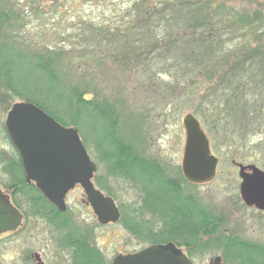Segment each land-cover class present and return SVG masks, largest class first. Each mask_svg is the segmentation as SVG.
Wrapping results in <instances>:
<instances>
[{
  "label": "rangeland",
  "instance_id": "374dc122",
  "mask_svg": "<svg viewBox=\"0 0 264 264\" xmlns=\"http://www.w3.org/2000/svg\"><path fill=\"white\" fill-rule=\"evenodd\" d=\"M155 1L151 0V6ZM225 1L240 14L252 18L255 14L261 18L264 16V0ZM2 2V5L10 2V6L15 9L17 15L8 12L12 20L22 19V24L13 32L18 41L16 51L39 55L53 53L52 57L57 58L52 59L55 74L62 87L67 89L66 93L77 86L87 91L84 97L88 102V117L80 119V131L73 126L68 128L77 131L89 158L96 166L95 181L99 183L103 195L112 198L120 208L122 219L105 228L93 229L96 225L94 215L85 203L82 189L76 187L66 197L64 214L76 227H71V231L89 233L98 247L107 250L109 257L116 251H132L139 245H144L141 234L138 237L136 232L148 230L181 233L185 229L212 233L200 238L201 246L219 248L216 249V254L221 253L225 264H244L243 257L240 256L234 257V263L229 261L226 250H222L220 245L226 240H237L250 248H264V212L247 207L242 202L237 167V164L254 165L264 171V95L263 91L259 95L260 90L253 92L258 78L249 77L253 76L252 73L243 76L252 92L245 90L235 96L237 108L241 110L243 106L237 101V97L240 96L241 101L244 94L242 99L248 101L243 108L247 116L237 122L233 114L228 116L223 109L220 101H223L222 94L211 89L223 90L218 80L223 78L226 70L221 66L214 68L215 75L195 72L176 81L174 71L164 62L166 59H139L138 56L132 57L129 54L132 51L128 53V57H124L127 46L123 44L125 23L129 27L133 26L129 20L130 15L137 10L135 5L143 4L145 0ZM155 26L157 25L152 26V33L161 37L164 32L159 34L158 27L155 29ZM116 30L122 34L118 36ZM254 32L256 36L243 30L225 37L221 42L224 51H232L235 57L230 63L232 72L234 63H252L257 59L245 58L251 57L253 51L263 52V28L261 30L260 26L255 27ZM168 34L166 31L164 38ZM136 35L126 34L131 45L135 43L134 40H138L135 39ZM247 44L248 47L244 50ZM10 61L15 70L16 89L23 92L34 86L37 91H43L58 116L65 106L59 104V98L65 96V93L57 82L44 79L38 74L29 63L31 60ZM253 70H256V66H253ZM210 76L212 79L208 78ZM232 76L237 78L240 74L233 72ZM210 89L216 93V98L206 97L211 95ZM194 93L197 97L193 96ZM17 102L22 101L7 89H0V188L12 183V176L4 169L9 164L8 161H11L9 158L15 159V156L10 148L4 122L7 112ZM97 105L98 108L101 107L99 110L106 106L112 112L111 123L115 137L107 132L108 128L104 129L97 116L92 118ZM187 115L198 120L209 140L213 138L210 141L211 153L219 161L216 176L204 184L187 182L181 171L185 144L182 121ZM57 124L65 127L59 122ZM114 139L129 149L132 158L154 162L162 168L163 178L169 181L164 192V195H168L166 209L163 211L166 214H160V218L163 217L165 221L162 222L156 214L149 216L151 208L145 205L147 191L142 187L151 186L147 176L142 177L144 185H141L140 175L136 178L118 176L111 173L108 165L102 161L101 156L111 158L114 154ZM14 161L10 162L11 167H14ZM129 173L140 174L134 169L129 170ZM164 179H161L162 183ZM170 193L177 202L170 201ZM178 202L183 206H178ZM163 203H157L160 210ZM196 214L199 219L207 215V223H190L195 220ZM178 239L172 237L174 241H180ZM213 257L215 256L209 255L207 258ZM219 263L222 264V261Z\"/></svg>",
  "mask_w": 264,
  "mask_h": 264
},
{
  "label": "trees",
  "instance_id": "16d2710c",
  "mask_svg": "<svg viewBox=\"0 0 264 264\" xmlns=\"http://www.w3.org/2000/svg\"><path fill=\"white\" fill-rule=\"evenodd\" d=\"M2 1L0 0V89H7L15 98L40 108L44 113L53 117L56 122L63 124L65 127L73 126L80 131V119L89 115V111L86 108L88 102L84 97L87 91L82 86L83 89L77 86L72 87L69 89V93H66L68 92L67 89L62 87L61 82L55 74L56 70L52 59L57 58L52 57L53 53L48 52L47 55H39L16 51L18 41L13 36V32L22 24V19L12 20L8 16V12L11 15H17L15 9L10 6V2L2 5L4 3ZM136 7L137 10L130 15L129 19L133 23V26L129 27L125 23L124 27L125 40L123 44L127 45L124 57H128V53L132 51L129 54L132 57L138 56L139 59H151L153 57L166 59L163 61L165 64L170 65L168 68L171 71H174L176 81L185 79L188 74L190 76L195 74V72L213 73L215 75L214 68L221 66L226 70L224 71L225 75L223 78L220 81L218 80V83L222 84L223 90L211 89L222 94L221 98H223V101L221 99L220 101L228 116L233 114L235 116L234 120L237 122L244 119L247 113L244 112L243 108L246 107L248 101L242 99L244 94L241 96V101L239 100L240 96L237 97V101L243 106L241 110L237 108L238 106L234 98L245 90L251 91L250 88L248 89L247 80L243 77L251 73L253 76L249 77L259 79L256 82L258 83L256 87H253V92L260 90V92L258 91L259 95L261 91H263L264 95V43L263 52L256 50L253 51L254 53L251 57L245 58L257 60L251 61L252 63L241 61L235 64L233 62L235 66L233 72L239 73L240 76L232 78L233 72L231 71L230 63L235 57L232 51H224L221 42L225 37L243 30L256 36L257 34L254 31L255 27L258 26H260L261 30L263 28L264 38V16L261 18L255 14L253 15L254 18H252V16L248 17L243 13L235 12L225 0H156L153 6H151V0H145L143 4L135 5ZM154 25H157L155 29L158 27L157 32L159 34L164 32L161 37L155 36L152 33V26ZM166 31L169 34L167 38H164ZM8 32L9 34H7ZM116 32L118 36L121 33L117 30ZM133 33L137 34L135 39L138 38V40H134L135 43L131 45L128 42L129 39L126 34L132 36ZM246 47H248V44L244 47V50ZM10 59L31 60L29 63L38 74L44 79H53L57 82L59 88L65 93V96L59 98V104L65 105L61 112L58 113L59 117L47 100L48 97L43 95V91H37V88H34V86L23 92L16 89L14 83L15 70H13ZM253 66H256V70H253ZM176 68L178 69L176 70ZM180 72L182 73L179 77ZM208 78L212 79V76ZM42 86L44 87L43 84ZM213 91H211V95L209 94L206 97L214 96L216 98V93ZM193 96L197 97V94L194 93ZM99 108L98 105L95 106L96 110H94L92 118L97 116L104 129L107 130L108 128L110 132H107L112 133L114 136L113 125L111 123L112 112L106 106L100 110ZM210 137H213V134H210ZM112 145L114 146L112 157L108 158L107 155L101 156L102 161L108 165L109 171L118 176L125 175L136 178L137 175H140L141 185H144L141 181L142 177L147 176L150 179L149 183L151 186H142L147 191V200H153L156 205L157 203L164 202L163 208H165L168 195H164V192L169 181L163 178L162 168L154 162L132 158L129 149L123 146L121 142H117L116 139L112 141ZM131 169L139 171L140 174H130L129 170ZM161 179H164L163 183ZM169 198L170 201L177 202L174 201L171 193ZM178 203H180L178 206H183L181 202ZM207 217V215H203L202 219L199 220L203 224L207 223ZM221 247L225 248L228 258L240 256L243 257L244 264H264V248H250L248 245L238 243L237 240H226Z\"/></svg>",
  "mask_w": 264,
  "mask_h": 264
},
{
  "label": "water",
  "instance_id": "95a60500",
  "mask_svg": "<svg viewBox=\"0 0 264 264\" xmlns=\"http://www.w3.org/2000/svg\"><path fill=\"white\" fill-rule=\"evenodd\" d=\"M182 123L185 130L182 175L192 184L210 182L215 177L218 159L211 154L209 140L194 116H185ZM6 129L21 154L28 175L29 170L39 172L38 177L43 180L40 186L44 194L50 200H57L61 211L65 208V194L79 184L84 193L91 197L93 210L102 224L118 220L119 213L113 201L93 189L91 179L96 166L90 162L75 130L61 127L30 103H16L12 106L6 118ZM237 167L242 202L247 207L264 212V171L253 165L237 164ZM31 177L36 179L32 175ZM13 210L0 193V223ZM113 264L190 262L182 254L155 246L135 255L117 257Z\"/></svg>",
  "mask_w": 264,
  "mask_h": 264
},
{
  "label": "flooded vegetation",
  "instance_id": "af4514ba",
  "mask_svg": "<svg viewBox=\"0 0 264 264\" xmlns=\"http://www.w3.org/2000/svg\"><path fill=\"white\" fill-rule=\"evenodd\" d=\"M38 109L41 110L40 108ZM50 118L54 120L52 117ZM4 128L10 148L15 156V159H9L11 161L15 160V164L14 167H11V161H8L9 164L4 170L12 176V183L0 188V193L14 210L0 223V264H113L117 257L135 255L155 246L165 250L170 249L175 254L184 255L190 264H220L219 262L221 261L222 264H225L224 259L220 256L221 253L216 254L218 253L216 249L219 248L201 246L202 241L200 238L212 233H199L192 230L186 231L185 229L181 233H160L149 230L142 233L136 232L138 237L141 234L144 245H139L136 250L132 251H116L109 257L107 250L105 251L104 248L98 247L92 241L89 233L71 231L70 228L75 227V225L69 217L64 216L67 195L76 187L81 189L82 187L76 184L73 189L65 194V208L61 211L57 200H50L44 194L40 186V182L43 180L38 177L39 172L37 170H34L35 172L29 170L30 175H28L21 154L13 144L6 129V119ZM87 156L89 157L88 154ZM89 160L92 163L90 158ZM96 171L91 179L93 189L104 198H110L103 195L99 183H97V180L95 181ZM31 175L36 177L35 180L37 181L34 178L32 179ZM82 191L85 203L92 211L96 221L93 229H102L108 225L115 224L117 221L120 222L122 219L121 211L112 198L110 199L119 213V218L116 222L102 224L93 210L91 197H88L83 189ZM145 205L151 208L149 216L156 214L162 222L165 221L163 217L162 219L160 218V214H166L163 212L166 207L160 210L153 200H146ZM194 219L190 223L199 224V222H202L199 217L197 218V214ZM157 237L158 240L156 239ZM172 237L179 238L178 240L180 241H174ZM221 249L225 250L224 247H221ZM209 255H214L215 257L208 259ZM217 260L218 262H216ZM233 260L234 258H229L231 263H234Z\"/></svg>",
  "mask_w": 264,
  "mask_h": 264
}]
</instances>
